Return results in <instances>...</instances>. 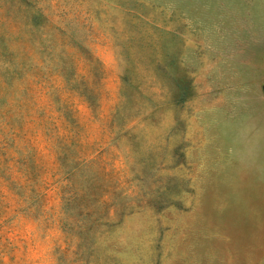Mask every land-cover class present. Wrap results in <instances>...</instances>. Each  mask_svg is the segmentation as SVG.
<instances>
[{"label": "rangeland", "instance_id": "rangeland-1", "mask_svg": "<svg viewBox=\"0 0 264 264\" xmlns=\"http://www.w3.org/2000/svg\"><path fill=\"white\" fill-rule=\"evenodd\" d=\"M0 264H264V0H0Z\"/></svg>", "mask_w": 264, "mask_h": 264}]
</instances>
